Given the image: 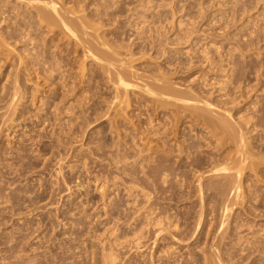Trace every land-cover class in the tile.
Here are the masks:
<instances>
[{"label":"rangeland","instance_id":"rangeland-1","mask_svg":"<svg viewBox=\"0 0 264 264\" xmlns=\"http://www.w3.org/2000/svg\"><path fill=\"white\" fill-rule=\"evenodd\" d=\"M56 2L0 0V264H264V0Z\"/></svg>","mask_w":264,"mask_h":264},{"label":"bare ground","instance_id":"bare-ground-1","mask_svg":"<svg viewBox=\"0 0 264 264\" xmlns=\"http://www.w3.org/2000/svg\"><path fill=\"white\" fill-rule=\"evenodd\" d=\"M21 1H25V0H21ZM28 2H41L42 4H44V6L45 7H47V8H49V10L51 11V12H53L52 14H51V12H49L48 11V9L47 8H44V9H47V11H45L44 13H39V11H40V7H36V8H39V10H38V12H37V14L39 13L40 14V18H41V20L40 21H44V22H47V23H49V24H55V22L58 20H54V17L56 16L57 18H60L57 22H60L62 25H64L65 26V29L67 28L68 30H70L71 31V33H74L75 32V28H78L77 27V25L74 27V29L75 30H73V26H71L72 27V29H71V27H70V24H69V22L67 21L68 20V18L70 17V15H69V13L67 14V12L66 11H68V10H66L65 12H66V14H67V16L69 15V17L66 19V17H64L63 16V14H61L62 12H61V9L59 8L60 6L59 5H61V4H59V5H57V0H27ZM3 3V2H2ZM60 3V2H59ZM10 4V3H9ZM14 4V3H13ZM35 4V3H34ZM4 5V4H3ZM22 6V5H21ZM35 6V5H34ZM40 6V5H39ZM59 6V7H58ZM63 6V5H62ZM78 7V6H77ZM23 8V7H22ZM79 8V7H78ZM7 9V8H6ZM42 9V8H41ZM65 9V8H64ZM86 9V8H85ZM70 11V10H69ZM84 11V10H83ZM35 12V11H34ZM36 12H35V14H36ZM41 12V11H40ZM43 12V11H42ZM65 12H64V14H65ZM71 12V11H70ZM53 14H56V15H53ZM65 14V15H66ZM74 15V14H73ZM36 16H38V15H36ZM72 16V15H71ZM78 16V15H77ZM5 17V16H4ZM34 17V16H33ZM71 18H74V16H72ZM70 18V19H71ZM69 19V21H71ZM22 20V19H21ZM74 20V19H73ZM75 21V20H74ZM39 22V21H38ZM73 22V21H72ZM76 22V21H75ZM88 22V21H87ZM32 24H33V22H32ZM31 25V24H30ZM29 25V26H30ZM56 26H58L59 24H55ZM73 25H75V24H73ZM89 25V24H88ZM20 26V25H19ZM34 27L36 26V25H33ZM32 26V27H33ZM50 26H52V25H50ZM63 26V27H64ZM31 27V26H30ZM54 27V26H53ZM63 27H61L62 29H63ZM86 27V26H85ZM89 27H90V25H89ZM36 29L38 28V27H35ZM56 28V27H55ZM55 28H53V29H55ZM87 28V27H86ZM92 28V27H91ZM96 28V27H95ZM98 28V27H97ZM32 30V29H31ZM34 30V29H33ZM49 30V29H48ZM78 30H80V27H79V29ZM81 30H82V28H81ZM84 30V29H83ZM74 31V32H73ZM49 32V31H48ZM65 32V31H64ZM86 32V31H85ZM78 33V32H77ZM76 33V34H77ZM91 33V32H90ZM96 33V32H95ZM36 34V33H35ZM75 34V33H74ZM83 35H84V33H82ZM70 36H71V34H69ZM85 35H86V33H85ZM95 35V34H94ZM4 36V35H3ZM76 36V35H75ZM78 36V35H77ZM79 37V36H78ZM72 38V37H71ZM81 38H84V37H82V35H81ZM48 39V38H47ZM34 40V39H33ZM84 40V39H83ZM76 41H78V40H76ZM82 41V40H81ZM86 42H87V40H85ZM46 43V42H45ZM44 44V43H43ZM47 44V43H46ZM45 44V45H46ZM84 44V43H83ZM88 44V43H87ZM48 45V44H47ZM38 46V45H37ZM45 47V46H44ZM86 47V46H85ZM91 47V46H90ZM89 48V47H88ZM91 49V48H90ZM55 61V60H54ZM58 62V61H57ZM212 62V61H211ZM56 63V62H55ZM54 63V64H55ZM51 64V63H50ZM58 64V63H57ZM170 92V91H169ZM169 92H167L168 94H169ZM171 93H174V92H171ZM177 95V94H176ZM175 95V96H176ZM181 97V96H180ZM175 98V97H174ZM180 99V98H179ZM191 105V104H190ZM192 105H194V104H192ZM211 106V105H210ZM190 107V106H189ZM195 107V106H194ZM196 111V110H195ZM193 113V112H192ZM205 114V113H204ZM203 114V115H204ZM195 116V115H194ZM199 116V115H198ZM207 116V115H206ZM200 118V117H199ZM214 119V118H213ZM178 121V120H177ZM207 121V120H206ZM229 121V120H228ZM179 122V121H178ZM214 122V121H213ZM212 122V123H213ZM223 122V121H222ZM177 123V122H176ZM200 123V122H199ZM209 124V123H208ZM218 124H220L219 122H218ZM226 125V124H225ZM192 127V126H191ZM213 127V126H212ZM217 128V127H216ZM215 128V129H216ZM221 128V127H220ZM224 129H225V127H224ZM224 131V130H223ZM228 132V131H227ZM240 138V137H239ZM241 168V167H240ZM237 169V168H236ZM241 170V169H240ZM234 172H236V170L234 171ZM238 172V171H237ZM240 172V171H239ZM226 174V173H225ZM237 174V173H236ZM235 174V175H236ZM213 175V174H212ZM234 175V176H235ZM210 176V175H209ZM228 176V175H227ZM221 177H223V176H221ZM210 178V177H209ZM225 178V177H224ZM236 178V177H235ZM239 178V177H238ZM229 180V179H228ZM233 180V179H232ZM234 182V181H233ZM199 183V182H198ZM234 184V183H233ZM228 185V184H227ZM235 185V184H234ZM235 189V188H234ZM200 192V191H199ZM228 193V192H227ZM201 195V194H200ZM204 202V201H203ZM202 204V203H201ZM226 216V215H225ZM151 218V217H150ZM149 218V219H150ZM153 220V219H152ZM159 223V222H158ZM225 223V222H224ZM201 224V223H200ZM159 225V224H158ZM162 230V229H161ZM142 233V232H141ZM163 234V233H162ZM140 240V239H139Z\"/></svg>","mask_w":264,"mask_h":264}]
</instances>
